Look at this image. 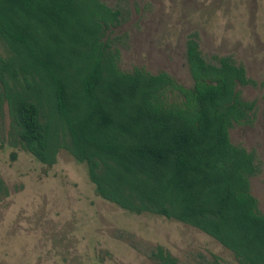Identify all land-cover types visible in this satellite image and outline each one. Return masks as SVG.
<instances>
[{
	"label": "trees",
	"instance_id": "obj_1",
	"mask_svg": "<svg viewBox=\"0 0 264 264\" xmlns=\"http://www.w3.org/2000/svg\"><path fill=\"white\" fill-rule=\"evenodd\" d=\"M118 22L102 0H0V109L21 147L46 166L64 150L103 200L195 228L238 264H264L254 155L229 138L253 117L236 91L250 83L245 69L207 63L189 38L190 87L123 72L106 39Z\"/></svg>",
	"mask_w": 264,
	"mask_h": 264
},
{
	"label": "rangeland",
	"instance_id": "obj_2",
	"mask_svg": "<svg viewBox=\"0 0 264 264\" xmlns=\"http://www.w3.org/2000/svg\"><path fill=\"white\" fill-rule=\"evenodd\" d=\"M102 2L119 12L106 39L123 72H164L190 87L189 38L207 63L229 58L245 69L250 83L236 90L253 104V117L234 124L229 137L254 155L250 191L264 216V0ZM0 54H6L1 44ZM166 258L174 264H238L195 228L103 200L85 164L66 151H59L54 165L41 164L21 147L7 105L1 107L0 264H169Z\"/></svg>",
	"mask_w": 264,
	"mask_h": 264
},
{
	"label": "flooded vegetation",
	"instance_id": "obj_3",
	"mask_svg": "<svg viewBox=\"0 0 264 264\" xmlns=\"http://www.w3.org/2000/svg\"><path fill=\"white\" fill-rule=\"evenodd\" d=\"M237 91V90H236ZM230 138V137H229ZM231 142V141H230ZM246 150V149H245ZM247 151V150H246ZM248 152V151H247ZM251 153V152H250ZM254 163H255V160H254ZM257 201V200H256ZM257 207H258V205H257Z\"/></svg>",
	"mask_w": 264,
	"mask_h": 264
}]
</instances>
